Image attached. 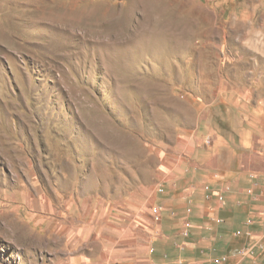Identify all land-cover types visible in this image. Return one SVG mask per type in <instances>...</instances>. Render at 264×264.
I'll return each instance as SVG.
<instances>
[{
	"label": "rangeland",
	"instance_id": "374dc122",
	"mask_svg": "<svg viewBox=\"0 0 264 264\" xmlns=\"http://www.w3.org/2000/svg\"><path fill=\"white\" fill-rule=\"evenodd\" d=\"M203 2L212 21L193 0H0V264L131 243L117 233L152 213L181 96L205 91L212 69L239 81L264 68V40L249 41L261 13L229 20L259 0Z\"/></svg>",
	"mask_w": 264,
	"mask_h": 264
},
{
	"label": "crops",
	"instance_id": "0c3cea01",
	"mask_svg": "<svg viewBox=\"0 0 264 264\" xmlns=\"http://www.w3.org/2000/svg\"><path fill=\"white\" fill-rule=\"evenodd\" d=\"M193 4L212 21L213 7L203 0ZM255 9L261 13L253 19L259 37L247 39L261 45L264 0L254 10L231 6L229 20L251 24L245 16H255ZM253 55L264 61V52ZM243 59L234 54L229 62ZM219 71L211 70L216 78L205 91L181 96L179 125L172 142L160 150L161 167L150 190L152 213L139 218L138 229L130 225L117 233L131 243L119 242L115 254L105 242L100 250L88 247L73 264H264V97L244 95L264 93V68L247 70L239 81L233 80L239 74ZM185 222L187 237L182 236ZM99 231L107 233L103 227ZM242 248L251 254L241 256Z\"/></svg>",
	"mask_w": 264,
	"mask_h": 264
},
{
	"label": "built area",
	"instance_id": "2783aa9c",
	"mask_svg": "<svg viewBox=\"0 0 264 264\" xmlns=\"http://www.w3.org/2000/svg\"><path fill=\"white\" fill-rule=\"evenodd\" d=\"M248 193H251V191H248ZM190 228V224L188 222H185L184 224V230L182 232V236L183 237H187L188 236V229ZM239 254L241 256H248L251 254V249L249 248H242L239 252ZM222 262H225V259H222Z\"/></svg>",
	"mask_w": 264,
	"mask_h": 264
}]
</instances>
